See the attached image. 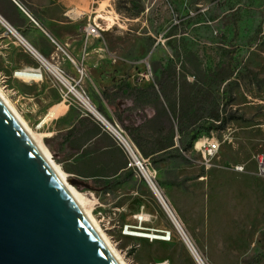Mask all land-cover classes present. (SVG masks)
<instances>
[{
	"label": "rangeland",
	"instance_id": "1",
	"mask_svg": "<svg viewBox=\"0 0 264 264\" xmlns=\"http://www.w3.org/2000/svg\"><path fill=\"white\" fill-rule=\"evenodd\" d=\"M17 1L39 26L33 24L43 27L44 13L27 0ZM64 14L71 23L63 26V31L68 28L70 35L83 33L89 22L101 28L102 38L91 46L103 51L93 53L87 66L79 62L71 70L63 69L78 79V68L86 67L81 87L97 109L96 98L105 81L111 84L109 88L128 79L151 85L154 65L167 63L176 53L194 54L205 69L221 62L226 51H234L239 54L238 64L254 72H243L234 91L233 108L243 121L231 122L222 132L201 135L220 144L209 166L194 149L157 168L141 157L204 264H247L264 256V179L257 175L256 162L264 154V0H71L67 8L54 7L51 18L60 21ZM75 18L80 19L74 22ZM35 60L0 22V93L69 180L81 182L71 185L83 196L86 209L123 264H198L157 196L134 170L110 187L105 182L111 183L115 177L76 173L84 167L82 152L63 151L61 140L44 139L48 120L55 118L51 110L59 103H72L73 112L58 127L93 115L63 99L53 75L41 63L38 68L44 80L27 81L17 76ZM101 126L125 152L119 140ZM114 127L129 141L124 131ZM99 148L102 144L97 141L89 144L86 158L95 156L92 152ZM126 161L129 168L128 158ZM102 164L98 169L111 173L112 166ZM239 165L245 167L244 173L235 171ZM141 234L165 239L137 236ZM258 264H264V259Z\"/></svg>",
	"mask_w": 264,
	"mask_h": 264
},
{
	"label": "water",
	"instance_id": "2",
	"mask_svg": "<svg viewBox=\"0 0 264 264\" xmlns=\"http://www.w3.org/2000/svg\"><path fill=\"white\" fill-rule=\"evenodd\" d=\"M0 264H123L1 93Z\"/></svg>",
	"mask_w": 264,
	"mask_h": 264
},
{
	"label": "trees",
	"instance_id": "3",
	"mask_svg": "<svg viewBox=\"0 0 264 264\" xmlns=\"http://www.w3.org/2000/svg\"><path fill=\"white\" fill-rule=\"evenodd\" d=\"M224 55L215 66L201 69L194 54L176 53L167 63L154 65L153 85L132 87L122 80L113 91L104 92L115 122L155 168L189 153L201 135L222 132L231 122L243 121L233 108L234 91L243 72H254L238 64L236 52L226 51ZM149 110L151 113H147ZM118 183L105 184L114 187ZM263 259L259 255L247 264Z\"/></svg>",
	"mask_w": 264,
	"mask_h": 264
},
{
	"label": "crops",
	"instance_id": "4",
	"mask_svg": "<svg viewBox=\"0 0 264 264\" xmlns=\"http://www.w3.org/2000/svg\"><path fill=\"white\" fill-rule=\"evenodd\" d=\"M27 1V3L32 5L34 9L40 10L44 13L42 22L45 26L36 27L13 0H0V16H2L10 26L21 33V38L23 37L24 41H26L35 52L32 54L33 52L31 51V54L34 55L38 62L35 60V64H31L26 68L40 69L41 67L38 68L39 63L43 65L42 62H48L52 65L59 66L64 70H71L73 69L72 66L77 67L76 64L79 62H82V64H86L85 66H87V61H89V57L93 55V53L99 54L103 51L102 47L91 46L95 41L102 38V34L101 38H87L85 31L77 36L70 35L68 28L67 31H63V26L68 27L71 23V20L65 14L60 21L51 18L54 7L62 9L67 8L70 6L71 0ZM82 1L84 2V0ZM78 19L80 18H75L74 22ZM57 27L60 29L62 28V31L57 30ZM84 65L83 67L86 70ZM126 81L132 87L138 86L141 88H147L154 84L143 86L141 82L136 83L133 79H128ZM120 82L121 81L115 83L112 88H109L111 84H105V81L102 86V92L98 93L96 98L99 108L97 109V107L95 108V106H93L105 119L107 118L109 120L106 119L109 124L118 126L123 131L119 124L115 122L113 108L109 106L103 97L104 92L113 91L115 86ZM52 111H55L54 116H52L55 118L48 120V123L45 126L44 139L49 142H52V140H55V142L61 140L60 148L63 151H75L76 153L82 152L84 167L81 170H78L76 172L77 174L83 177L95 178L115 177V180L112 182L118 180V184H120L123 177L126 175L125 174L121 177V174L123 175L124 171H129V168H124L127 164V155L115 142L113 137L103 130L97 118L94 116H80L79 118H75L73 123L69 126L64 125L63 127H58L62 125V122L68 121L72 117L73 105L68 101H64L54 106L51 112ZM147 113H151L150 110L147 111ZM48 117H51L50 114ZM96 141L97 143L99 142L102 144V148L93 151L92 153L95 154V156L87 159L86 156L90 153L85 149L88 148L89 144ZM101 162L112 166L111 173L103 174L104 172H101L102 168L98 169L99 165L102 164Z\"/></svg>",
	"mask_w": 264,
	"mask_h": 264
},
{
	"label": "built area",
	"instance_id": "5",
	"mask_svg": "<svg viewBox=\"0 0 264 264\" xmlns=\"http://www.w3.org/2000/svg\"><path fill=\"white\" fill-rule=\"evenodd\" d=\"M13 1L30 18L32 23H34L36 26H39L38 22L25 10V8L17 0H13ZM84 31L87 38L90 37L101 38V28L95 22L89 23ZM55 68H56L55 74L53 73L51 74L53 75L57 85L60 87L62 91L63 99L74 101L81 107L85 108L87 111H88L87 107L89 106L91 108H94L90 97L81 87V83L83 82V79L86 76L85 68H78L79 71L78 79L71 77L59 66H55ZM88 113L93 115L89 111ZM100 123L105 128H107L102 122ZM110 126H112L114 129H117L111 124ZM108 131L113 135V133L109 129ZM125 141H126V145L122 144L121 142L120 143L122 144L125 153L127 154V158L129 160V165H128L129 169L134 170L135 173L139 177H141L148 184L149 187L152 186L156 187L154 179L149 172V166L147 165V162L142 159L141 154L131 142H129L127 139H125ZM219 150H220V144L214 139L210 140L208 138L199 139L194 146V151L198 155H200L204 165L206 166H209L210 163L215 159ZM256 162H257V175L260 178L264 179V154L259 155L256 158ZM235 171L238 173H244L245 167L241 165L236 166Z\"/></svg>",
	"mask_w": 264,
	"mask_h": 264
},
{
	"label": "bare ground",
	"instance_id": "6",
	"mask_svg": "<svg viewBox=\"0 0 264 264\" xmlns=\"http://www.w3.org/2000/svg\"><path fill=\"white\" fill-rule=\"evenodd\" d=\"M0 22L4 25V27L11 33L13 34L23 45L24 47L32 54H34V50L33 48L26 43V41H24V38L22 39L20 34L12 27L10 26L3 18L2 16H0ZM32 51V52H31ZM43 65L46 67V69L48 71H50L51 73L55 74L56 72V68L55 65H52L50 63H46V62H42ZM17 76L21 77L24 80L27 81H32V80H43L44 74L42 69H37V68H29V69H24L20 72L17 73ZM3 96V95H2ZM7 101V100H6ZM8 102V101H7ZM13 109V108H12ZM88 111L91 112L100 122H102L115 136V138H117L119 140V142H121L122 144L126 145V141H125V137L117 130L114 129L112 126H110V124L108 123V121L95 109V108H91L90 106L87 107ZM14 112L17 114V112L15 111V109H13ZM18 115V114H17ZM19 116V115H18ZM20 117V116H19ZM21 121L25 124V126L29 129V131L31 132V134L35 137V139L38 141L41 149L43 150V152L45 153V155L48 157V159L50 160V162L53 164V166L55 167L56 171L58 172V174L60 175V177L63 179V181L65 182V184L68 186L69 190L78 198V200L80 201V203L82 204L83 208L88 212V214L91 216V214L89 213V211L86 209L85 206V202L83 199V196L70 184L69 182V178L64 174V172L62 171V169L60 168V166H58L52 159L51 153L49 152V150L43 146V144L40 143V141L37 139L36 135L31 131V129L28 127V125L25 123V121L20 117ZM152 189V191L154 192V194L157 196L158 200L161 202V204L163 205L164 209L166 210V212L168 213V215L171 217V219H173L174 213L172 211H170V209L168 208V205L166 204L165 200L163 199V197L160 195V191L157 189V187H150ZM91 218L93 219V217L91 216ZM176 218V217H175ZM94 221V219H93ZM95 222V221H94ZM96 224V223H95ZM97 225V224H96ZM180 225V224H179ZM97 227L99 228V226L97 225ZM100 230V229H99ZM103 234V233H102ZM137 236H141L144 238H148V239H165L164 237L161 236H156V235H152V234H144V235H137ZM105 237V236H104ZM106 239V237H105ZM107 240V239H106ZM188 239L185 240V242L187 243L189 249L191 250L192 254L194 255L195 259L197 260L198 264H204L202 262V260L200 259V256L198 255V253L196 252L195 248L191 245L190 241ZM112 248V247H111ZM113 249V248H112ZM114 251V249H113ZM115 252V251H114ZM115 254L117 255V253L115 252ZM117 257L119 258V256L117 255ZM120 259V258H119ZM121 261V259H120ZM122 262V261H121ZM123 263V262H122Z\"/></svg>",
	"mask_w": 264,
	"mask_h": 264
}]
</instances>
